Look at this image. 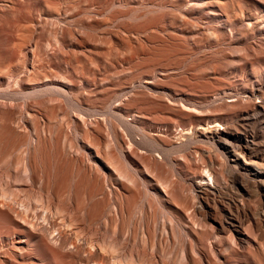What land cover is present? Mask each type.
Returning a JSON list of instances; mask_svg holds the SVG:
<instances>
[{
    "label": "rangeland",
    "instance_id": "rangeland-1",
    "mask_svg": "<svg viewBox=\"0 0 264 264\" xmlns=\"http://www.w3.org/2000/svg\"><path fill=\"white\" fill-rule=\"evenodd\" d=\"M0 264H264V0H0Z\"/></svg>",
    "mask_w": 264,
    "mask_h": 264
},
{
    "label": "bare ground",
    "instance_id": "bare-ground-1",
    "mask_svg": "<svg viewBox=\"0 0 264 264\" xmlns=\"http://www.w3.org/2000/svg\"><path fill=\"white\" fill-rule=\"evenodd\" d=\"M220 126V125H219ZM225 128V127H224ZM224 128H222V127H218L217 129H216V132L214 133V135H212L211 136V138L210 139H214V140H217V142H222V141H224V140H226V137H228L229 136V134L225 131V129ZM204 130V129H203ZM208 130V129H207ZM206 134V133H205ZM202 135V134H201ZM204 136V135H203ZM230 141V140H229ZM211 143H213V142H211ZM214 145H216V143L214 144ZM247 145H249L248 143L247 144H245V145H243V144H239V145H236L235 146V148L232 150V152H234V154L237 156V155H240V156H243L245 159H246V154H247V152H250V151H252L251 150V148H249ZM246 161H247V159H246ZM226 166V165H225ZM227 169V168H226ZM208 177L210 178V180L212 181L211 183L210 182H207V184H208V186L210 185V186H212V185H215L216 186V184H215V178H214V175H212V173H210L209 172V174H208ZM202 179H204V178H202ZM205 183V182H204ZM213 183V184H212ZM200 184H202V182L200 183ZM199 184V185H200ZM212 184V185H211ZM241 184V183H240ZM203 185V184H202ZM201 185V186H202ZM200 187V186H199ZM201 188H203V187H201ZM4 201V200H3ZM245 208V207H244ZM240 209V208H239ZM262 210V209H261ZM243 215L244 216H246L247 217V220H248V214H247V212H246V210L244 209L243 210ZM245 218V217H244ZM262 217L260 216V214H258L257 215V217H256V224L259 226L260 224H261V219ZM244 220V219H243ZM33 231V230H32Z\"/></svg>",
    "mask_w": 264,
    "mask_h": 264
}]
</instances>
